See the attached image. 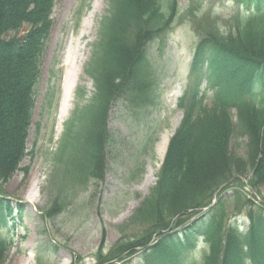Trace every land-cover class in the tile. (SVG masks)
I'll return each instance as SVG.
<instances>
[{
    "label": "rangeland",
    "instance_id": "obj_1",
    "mask_svg": "<svg viewBox=\"0 0 264 264\" xmlns=\"http://www.w3.org/2000/svg\"><path fill=\"white\" fill-rule=\"evenodd\" d=\"M109 1L56 0L53 5L51 32L39 58L41 74L25 153L12 173L0 178V199L10 203H5L7 222L3 219L0 224L6 246L0 264H142L143 246L121 253L122 249L137 241L153 244L159 232L148 242L143 238L159 223H168L162 234L180 230L192 215V203L201 202L207 193L211 203L229 176L240 177L244 190L234 185L220 191L221 228L237 218L245 221L248 209L264 205L261 175L252 181L256 195L247 193L262 156L257 114L246 110L248 101L218 109L213 89L201 82L207 100L191 115L189 127L178 132L184 116L192 111L188 89L198 78L191 76L189 63L197 41L204 34L233 27L236 16H246L244 9L233 0H166L176 14L164 29L135 19L149 32L143 44L154 79L148 101L139 104L136 99L110 101L114 93L109 91L122 83L123 70L118 75L90 65ZM28 31L23 27L15 36ZM69 44L77 49L71 59L78 85L65 102L71 109L60 123ZM134 84L138 91V83ZM76 106L72 140L70 120ZM179 133L182 137L173 151L168 143ZM164 136L162 156L158 143ZM175 165L176 170L169 169ZM159 177L169 187L166 192ZM34 180L38 184L32 194ZM246 199L251 203L243 204ZM207 248L204 241L193 247L187 263L199 262ZM242 250L259 256L260 249L250 244Z\"/></svg>",
    "mask_w": 264,
    "mask_h": 264
},
{
    "label": "trees",
    "instance_id": "obj_2",
    "mask_svg": "<svg viewBox=\"0 0 264 264\" xmlns=\"http://www.w3.org/2000/svg\"><path fill=\"white\" fill-rule=\"evenodd\" d=\"M55 1L0 0V178L11 174L25 153L33 104L37 96V82L41 74L39 57L48 42ZM233 1L247 13L244 19L236 16V24L229 26L223 33L215 31L200 36L192 52L189 70L191 76L198 80L195 79L196 82L189 85L192 111L186 113L178 132L189 127L191 115L199 111L207 100L205 92L199 88L201 81L206 82V88L213 89L212 98L220 106L218 109L238 107L248 101L246 110L257 114L254 118L262 151L250 177L249 189L256 193L252 181L260 175L264 179V0ZM109 4L108 16L99 25L90 65L95 66V69H112L118 75L123 70V81L118 91H109V94L114 93L110 101L136 99L139 104L146 103L149 99L148 88L154 82L151 77V61L144 49L146 44H143L149 32L139 21L134 23V20L139 18L144 23L151 22L160 31L167 25L168 19L176 14L174 6L166 0H110ZM200 9L199 4L198 11ZM24 26L29 28V32L16 37L19 29ZM110 78L106 79L107 84ZM135 81L139 86L138 91ZM142 83H146L145 88H142ZM257 98L262 100L257 102ZM78 109L79 106L70 120L71 130ZM69 122H66L65 130L69 129ZM74 132L72 130L69 134L72 140L76 136ZM103 132L102 127L99 133ZM180 137L181 133L176 134L169 141L168 148L174 151L177 138ZM176 167L169 169L174 171ZM158 180L162 182L160 177ZM234 185H241L244 190L239 177H234L225 187ZM161 188L166 192L169 187L162 182ZM209 200L207 193L201 202H193L192 205L201 209L210 203ZM221 202L222 198L219 197L210 210L184 225L180 234H162L161 230L166 229L168 223H159L143 238L148 242L159 232L153 244L146 247V243L137 241L126 245L121 253L134 250L133 247L140 245L146 247L142 252V264H188V256L201 237L207 243L208 250L199 262L192 260L191 264H264V205L257 206L255 211L248 209L245 221L237 218L235 222H227L221 228L218 218ZM248 202L251 203L246 199L243 204ZM195 206L190 207L192 215ZM246 244L260 249L259 256L243 251L242 247ZM5 251V241L0 238V257H3Z\"/></svg>",
    "mask_w": 264,
    "mask_h": 264
},
{
    "label": "bare ground",
    "instance_id": "obj_3",
    "mask_svg": "<svg viewBox=\"0 0 264 264\" xmlns=\"http://www.w3.org/2000/svg\"><path fill=\"white\" fill-rule=\"evenodd\" d=\"M66 50H67L66 56H65L64 64H63V66L66 67V70H65L64 77H63V81H62L63 84H62V100L61 101H62L63 105H65V102H67V100L69 101L70 95L73 94V91L75 90L76 86L78 85V82H77L78 81V75L75 71L74 63H72V61L76 57V55H74L76 50H77L76 46L72 47L69 44ZM69 109H71L70 105L60 106V108H59V116H60L59 122L60 123L62 122V120L64 118L63 116H65L66 111H68ZM166 142H167V139H166V136H164L163 140H161L158 143L160 146V148L158 149L159 155L163 154L165 147H166ZM147 182H149V179ZM37 184H38V182L34 180L33 183L30 185V190H31L32 194L35 191Z\"/></svg>",
    "mask_w": 264,
    "mask_h": 264
}]
</instances>
